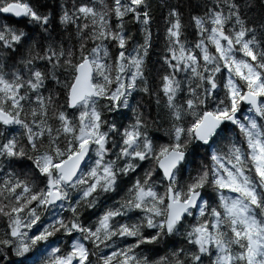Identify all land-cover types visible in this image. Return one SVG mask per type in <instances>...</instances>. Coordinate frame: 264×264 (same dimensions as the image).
I'll return each instance as SVG.
<instances>
[{"label":"snow or ice","instance_id":"6c2138e0","mask_svg":"<svg viewBox=\"0 0 264 264\" xmlns=\"http://www.w3.org/2000/svg\"><path fill=\"white\" fill-rule=\"evenodd\" d=\"M0 264H264V0H0Z\"/></svg>","mask_w":264,"mask_h":264}]
</instances>
